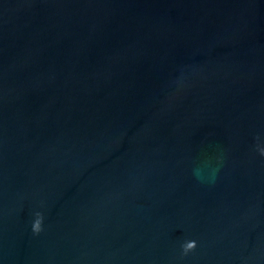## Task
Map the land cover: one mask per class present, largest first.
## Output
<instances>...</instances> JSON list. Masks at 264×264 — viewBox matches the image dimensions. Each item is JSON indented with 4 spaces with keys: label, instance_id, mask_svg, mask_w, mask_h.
Wrapping results in <instances>:
<instances>
[{
    "label": "water",
    "instance_id": "water-1",
    "mask_svg": "<svg viewBox=\"0 0 264 264\" xmlns=\"http://www.w3.org/2000/svg\"><path fill=\"white\" fill-rule=\"evenodd\" d=\"M0 264H264V0H0Z\"/></svg>",
    "mask_w": 264,
    "mask_h": 264
}]
</instances>
